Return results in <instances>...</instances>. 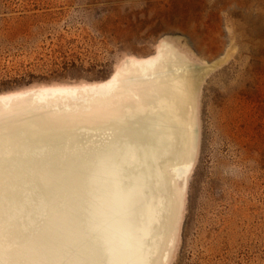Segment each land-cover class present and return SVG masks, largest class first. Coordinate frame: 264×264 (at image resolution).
Segmentation results:
<instances>
[{
	"label": "bare ground",
	"instance_id": "1",
	"mask_svg": "<svg viewBox=\"0 0 264 264\" xmlns=\"http://www.w3.org/2000/svg\"><path fill=\"white\" fill-rule=\"evenodd\" d=\"M222 57L164 36L105 79L0 92V264H172Z\"/></svg>",
	"mask_w": 264,
	"mask_h": 264
},
{
	"label": "rangeland",
	"instance_id": "2",
	"mask_svg": "<svg viewBox=\"0 0 264 264\" xmlns=\"http://www.w3.org/2000/svg\"><path fill=\"white\" fill-rule=\"evenodd\" d=\"M164 36L223 56L172 264H264V0H0V92L105 79Z\"/></svg>",
	"mask_w": 264,
	"mask_h": 264
}]
</instances>
